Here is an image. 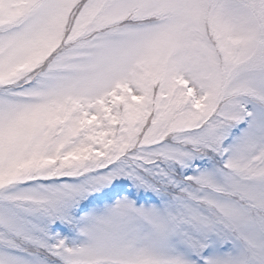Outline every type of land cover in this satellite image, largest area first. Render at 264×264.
<instances>
[{
	"label": "snow or ice",
	"instance_id": "obj_1",
	"mask_svg": "<svg viewBox=\"0 0 264 264\" xmlns=\"http://www.w3.org/2000/svg\"><path fill=\"white\" fill-rule=\"evenodd\" d=\"M0 264H264V0H0Z\"/></svg>",
	"mask_w": 264,
	"mask_h": 264
}]
</instances>
